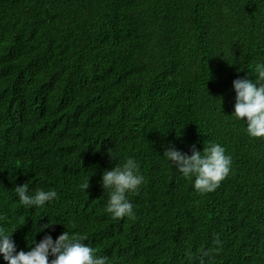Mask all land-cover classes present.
<instances>
[{
	"label": "trees",
	"instance_id": "1",
	"mask_svg": "<svg viewBox=\"0 0 264 264\" xmlns=\"http://www.w3.org/2000/svg\"><path fill=\"white\" fill-rule=\"evenodd\" d=\"M257 63L264 0H0V227L16 251L68 231L108 264H199L218 234L211 264H264V138L233 115L232 82ZM213 143L231 171L200 194L163 153ZM129 157L135 218L113 219L102 173ZM24 183L58 197L25 207Z\"/></svg>",
	"mask_w": 264,
	"mask_h": 264
},
{
	"label": "clouds",
	"instance_id": "2",
	"mask_svg": "<svg viewBox=\"0 0 264 264\" xmlns=\"http://www.w3.org/2000/svg\"><path fill=\"white\" fill-rule=\"evenodd\" d=\"M254 72L257 74L255 81L237 78L232 82L236 93L233 115L237 119L246 120L249 136L264 138V63H257ZM191 153L187 155L169 146L163 155L185 178L195 177L193 186L197 192L205 194L215 191L229 176L231 156L226 154L224 147L216 143L204 146L202 151L193 145ZM109 156L114 159L110 154ZM101 181L103 189L108 190L106 211L112 218L121 219L127 216L134 219L133 205L127 199L126 193L137 192L144 181L139 174L138 163L129 157L122 165H115L111 170L105 169ZM89 187L88 178L81 185V189L86 191ZM15 192L20 204L29 208L43 207L46 202L58 197L55 190L37 189L29 194L27 183L16 186ZM49 224L42 225L40 230L47 228ZM16 229L17 227L13 228L9 233L0 227V254L7 264H108V257L97 256L95 249L83 243L86 236L69 234L68 231L62 232L55 241L50 235H45L30 250L16 251L15 243L11 239V234ZM222 244L216 234L213 238L215 247L200 252L199 264H211V256L221 251ZM49 255L54 259L49 260Z\"/></svg>",
	"mask_w": 264,
	"mask_h": 264
}]
</instances>
